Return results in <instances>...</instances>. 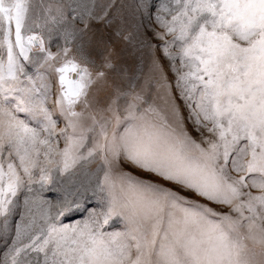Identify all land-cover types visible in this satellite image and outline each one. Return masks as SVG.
<instances>
[{
    "label": "snow or ice",
    "instance_id": "6c2138e0",
    "mask_svg": "<svg viewBox=\"0 0 264 264\" xmlns=\"http://www.w3.org/2000/svg\"><path fill=\"white\" fill-rule=\"evenodd\" d=\"M38 4L0 0V216L81 162H98L100 206L70 224L78 203L21 217L4 264H264V0L160 4L143 84L103 106L110 56L74 41L113 5L48 4L41 24ZM49 23L72 25L56 52Z\"/></svg>",
    "mask_w": 264,
    "mask_h": 264
},
{
    "label": "rangeland",
    "instance_id": "374dc122",
    "mask_svg": "<svg viewBox=\"0 0 264 264\" xmlns=\"http://www.w3.org/2000/svg\"><path fill=\"white\" fill-rule=\"evenodd\" d=\"M69 2L70 0H43V7L38 4L36 9L39 17L38 22L43 24L46 18L43 8L48 4L55 6L57 3L67 4ZM166 2H170V0H97V4L111 3L113 5L108 9V16L103 20H91L89 28L82 36L77 33L74 43L82 45L84 53L90 55L97 65L102 63L104 56H110L112 61L113 68L108 72L107 83L101 82L92 90L99 102L98 106H103L117 88L128 89L133 85L143 84L151 59L157 54L155 45L158 41L152 29L163 31L156 24L157 8ZM145 4L148 6L144 7ZM52 14H55V7H53ZM160 14L170 19L166 13L161 12ZM78 26L83 27V24ZM48 28L53 29L50 47L53 52H56L58 47L64 46L62 37L64 29L71 30L72 25H62L57 29L56 26L49 23L42 32L46 39ZM35 31L41 32V29L36 28ZM126 36L129 39H125ZM166 39L170 40L171 36ZM176 50V48L173 49V51ZM177 63H179L178 60ZM54 99L55 95L52 96V100ZM178 102L182 106V101ZM182 111L186 112L183 108ZM20 116L21 119L26 118L24 114H20ZM58 126L63 127L62 119ZM192 134L194 137L197 136L195 132ZM61 147H63V143H61ZM127 171L134 172V169L129 167ZM98 175L101 173L98 172L97 161L81 162L65 174L54 170L51 183L43 187L40 184H33L31 193L27 189L22 190L16 199V206L7 217L6 225L5 218L0 216V264H4L5 255L12 248V242L16 236V225L21 222V217H24L25 223L32 217H36L38 222H42L39 221V218L46 210L55 214L57 208L64 204L78 203L82 206L80 210L69 212L66 216L60 217L62 223L70 224L83 220L88 215L89 209H98L100 205L97 196L94 195ZM26 198L27 204L25 203ZM104 230L117 229L106 226ZM35 258V253L22 254L20 257L23 261ZM42 259L41 254L40 260L42 261Z\"/></svg>",
    "mask_w": 264,
    "mask_h": 264
}]
</instances>
